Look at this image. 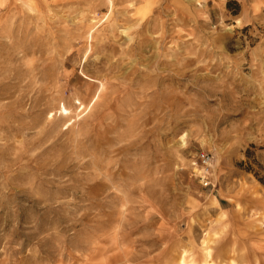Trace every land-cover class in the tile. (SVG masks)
<instances>
[{
    "label": "rangeland",
    "instance_id": "374dc122",
    "mask_svg": "<svg viewBox=\"0 0 264 264\" xmlns=\"http://www.w3.org/2000/svg\"><path fill=\"white\" fill-rule=\"evenodd\" d=\"M0 264H264V0H0Z\"/></svg>",
    "mask_w": 264,
    "mask_h": 264
},
{
    "label": "built area",
    "instance_id": "2783aa9c",
    "mask_svg": "<svg viewBox=\"0 0 264 264\" xmlns=\"http://www.w3.org/2000/svg\"><path fill=\"white\" fill-rule=\"evenodd\" d=\"M213 163L214 156L208 151H202L192 159L194 174L204 186L212 184Z\"/></svg>",
    "mask_w": 264,
    "mask_h": 264
}]
</instances>
